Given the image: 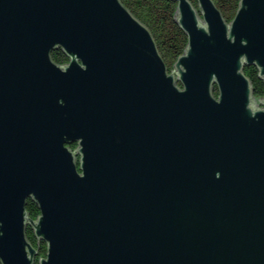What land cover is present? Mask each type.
Instances as JSON below:
<instances>
[{"label": "water", "instance_id": "water-1", "mask_svg": "<svg viewBox=\"0 0 264 264\" xmlns=\"http://www.w3.org/2000/svg\"><path fill=\"white\" fill-rule=\"evenodd\" d=\"M174 1L169 69L122 0H0L3 264H264V0Z\"/></svg>", "mask_w": 264, "mask_h": 264}, {"label": "trees", "instance_id": "trees-1", "mask_svg": "<svg viewBox=\"0 0 264 264\" xmlns=\"http://www.w3.org/2000/svg\"><path fill=\"white\" fill-rule=\"evenodd\" d=\"M122 2L151 30L158 48L169 69L174 67L177 58L184 53L188 43L186 32L176 20L177 3L174 0H122ZM198 8V1L192 0ZM221 9L223 16L230 22L237 12L240 0H214ZM52 58L58 64H66L68 55L57 48L52 52ZM246 75L250 78L254 95L259 98L264 96V79L259 75V69L255 65H246ZM215 94H218L217 87ZM77 143L71 145L75 148ZM27 210L33 219L40 215V208L33 199H28ZM26 235L30 242L38 249V255L34 264H39V259L46 256L47 243L35 236L31 225L26 227ZM0 264H3L0 260Z\"/></svg>", "mask_w": 264, "mask_h": 264}, {"label": "rangeland", "instance_id": "rangeland-1", "mask_svg": "<svg viewBox=\"0 0 264 264\" xmlns=\"http://www.w3.org/2000/svg\"><path fill=\"white\" fill-rule=\"evenodd\" d=\"M77 147V146H76ZM73 148V147H72Z\"/></svg>", "mask_w": 264, "mask_h": 264}]
</instances>
